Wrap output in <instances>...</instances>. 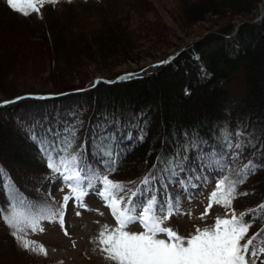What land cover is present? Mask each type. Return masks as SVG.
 Returning <instances> with one entry per match:
<instances>
[{
    "label": "trees",
    "instance_id": "trees-1",
    "mask_svg": "<svg viewBox=\"0 0 264 264\" xmlns=\"http://www.w3.org/2000/svg\"><path fill=\"white\" fill-rule=\"evenodd\" d=\"M130 1L134 16L137 13L140 17L145 3ZM176 3L174 28L186 33L194 26L205 27L197 30L203 33L196 40L184 42L174 53L162 57L153 50L173 34V29L161 18H147L138 24L136 19L133 26L137 27L129 28L127 13H108L104 1L99 0L46 3L40 15L25 17L0 0V87L4 97L0 99V142L8 140L21 152L10 160L0 152V167L6 173L0 184V206L7 205L6 194L13 190L34 201H50L39 190L50 174L39 142L75 127L79 142L85 146L81 151L86 152L89 162L96 163L93 133L101 125L117 131L114 149L119 156L116 170L110 174L113 181L139 182L149 171H157L152 166L158 164V156L179 152L187 158V171L180 175L186 181L191 178L189 185H193L201 181L195 179L197 175H216L200 170L204 154L213 149L231 154L240 143L241 154L232 167L239 168L249 160L257 167L238 191L243 193L250 187L264 199V11L256 20L263 0H174L170 8L175 9ZM84 9L96 13L100 22L89 32L85 24L73 22L77 11ZM143 52L151 64L126 72L113 69L112 64L120 61H132L139 67ZM50 61L57 66L49 87L4 88L9 87L4 74L12 67L33 70L47 64L48 71L54 73ZM89 65L92 69L83 76L79 71ZM71 72L77 73L72 77ZM130 73L135 75L118 79ZM238 75L243 92L235 95L228 85ZM22 89L28 91L19 93ZM61 102L67 105L58 112L64 119L53 112L25 126L16 120L23 108L54 109ZM141 130L142 140L137 138ZM128 132L132 133L130 140ZM225 133L230 134L232 149L224 145ZM0 230L7 254L0 264H41L28 260L3 219ZM11 256L16 260L13 257L9 263Z\"/></svg>",
    "mask_w": 264,
    "mask_h": 264
},
{
    "label": "snow or ice",
    "instance_id": "snow-or-ice-1",
    "mask_svg": "<svg viewBox=\"0 0 264 264\" xmlns=\"http://www.w3.org/2000/svg\"><path fill=\"white\" fill-rule=\"evenodd\" d=\"M6 2L13 11L27 17L32 13L40 15V9L46 3L55 5L58 0ZM133 75L126 74L118 79H130ZM116 138L117 131H109L103 125L95 130L96 163L89 162L86 152L81 151L85 146L79 142L75 127L66 128L62 136L54 134L50 141L39 142L51 178L53 181L60 180V190L67 188L68 194L59 204L54 198L34 201L18 190L6 194L7 205L0 206V219L24 250L46 257L45 246L30 239V236L43 233L42 222L45 221L58 222L65 235H69L65 229V215L70 202L76 208L89 210L84 201L90 193H94L109 208L116 222L115 226L104 224L94 238L99 251L112 264H264V260H261L264 257V231L248 235L253 224L264 215V204L240 213L233 207L239 196L248 195L246 192L240 193L238 189L257 167L252 160L239 168L232 167L241 154L240 143L235 145L237 151L231 154L213 149L202 156L200 170L212 171L217 179L214 190L209 193V205L200 219L208 214L213 205L221 206L225 212L223 218L217 217L213 225L197 226L193 233L183 236L178 230L165 225L173 215L184 214L180 197L172 196L168 187L178 183L187 191L191 178L187 181L177 179L187 171V158L179 152L175 156H158V164L152 166L157 171H149L139 182L113 181L110 174L116 170L119 156L114 149ZM127 138L132 139L131 132L127 133ZM137 138L143 139L142 130ZM33 139L37 137L33 136ZM224 145L227 149L233 147L228 133H225ZM5 175V170L0 167V184ZM195 179L208 182L207 176L197 175ZM80 214V211L76 212L77 216ZM135 223H139L143 230L130 231V226Z\"/></svg>",
    "mask_w": 264,
    "mask_h": 264
},
{
    "label": "rangeland",
    "instance_id": "rangeland-1",
    "mask_svg": "<svg viewBox=\"0 0 264 264\" xmlns=\"http://www.w3.org/2000/svg\"><path fill=\"white\" fill-rule=\"evenodd\" d=\"M3 1L7 4L6 0ZM58 1L76 4L77 2L84 0H70V2L69 0H58ZM99 1H104V7H106L108 13L109 12L118 13V14L127 13L128 14L127 18L128 19L131 18V20L128 21L129 28L134 29V27H137V26H133L136 23V19H137V24L138 22H141L147 18L148 19L150 18L152 21L160 18L161 20H165V22L169 24L168 26L173 29V34L171 36H167V40L164 39L163 42L157 45L153 50V53L155 54L161 53L162 57L168 53L171 52L174 53L175 49L179 47L182 43L196 40L198 38L197 36H200L203 33V32L198 33L197 30H199V28L201 29L202 27H205L204 25H200V26H194L190 28V30L188 31L185 30L186 33L187 32L192 33L193 31L196 32L195 35H190L188 37L185 32H182L177 27L174 28L176 20L173 19L174 17L173 15L177 12L176 8L178 6V4L176 3L174 6L175 9H172L173 7L170 8L174 0H140L145 3V6L142 9H140L139 12V15H141L140 17L142 18H140L137 15V13L134 16L133 6H132L133 4L131 3L132 1L130 0H99ZM263 4H264V0L263 3L259 5V10H258L259 15L264 11V7L262 6ZM136 5L137 3L135 4V6ZM77 13L78 16H74L75 17L73 18L74 21L73 20L71 21L75 23H80L82 25L85 24L84 27L86 28L87 32H89L93 26L100 24V22H98V20L95 19L97 18V14L94 12L92 13L91 10L84 9L83 11L81 10V12L77 11ZM87 26L90 28L87 29ZM204 33L206 34V32ZM148 53L151 54L152 51L150 52L148 51L147 54ZM70 57L78 58L75 55H71ZM139 57L143 62L140 63L141 65L139 67H136V65L132 61H120V62H114L112 64L113 69L117 71V73L133 71L145 65H149L151 64V62H153L152 60L147 59L148 56H146V53L142 54ZM88 62L89 61H87L86 63ZM108 63L111 65L112 61ZM43 66L39 64L40 68H36L33 70H28V69L22 70V68H20V65L17 66L16 68L12 67L11 70L7 69L9 71H6L8 72V74H4V78L6 82L9 84V87H4V88L6 89V91L7 90L13 91L14 88L30 89L35 87L41 88L44 86L49 87V85L52 83V80L54 79V75L56 71V68L54 66H57V63L55 62L53 66V64H51L50 61L49 64L51 69L52 70L54 69V73L48 71L49 69L47 64L46 65L43 64ZM91 66L92 65H89L86 69L79 72H81V74L85 76V74L92 69ZM71 67L72 66H69V68ZM146 68L149 69V67ZM32 72H34L35 75L29 74ZM76 73L77 72L75 73L71 72V74L69 75L74 77V74ZM94 76L102 77L103 75L95 74ZM97 79H101V78H97ZM228 87L233 94L235 95L242 94L243 92L242 77L239 75L236 76L232 80V82L228 85ZM2 89L3 88L0 87V99L4 98L2 94L3 93ZM23 90L24 89H22L19 93L28 91V90L26 91ZM55 108L53 109L47 107L46 110L36 109V108H23L17 113L16 120L19 124L25 126L31 124L32 121L35 119L45 116L49 117L50 114L53 112L56 114V116L60 117L61 119H64V117L61 116V114L58 112L62 108H67L65 102H61V104H59V106ZM13 145L14 144L8 140H4L0 142V152H2L5 158H9V160L10 157L14 156L16 158V156L17 157L20 156L19 153H21L19 152V149L18 148L15 149ZM24 172L25 171H23V173L21 174H24ZM211 177H209L210 179H208L207 183H204L203 180H201L198 183H196L195 187H192V185L187 184V191H184L180 185L175 187L174 186L168 187V191L169 193H171L172 196L180 197L182 201L181 211L184 214L173 215L172 218L165 225L166 227H171L173 229H176L178 230L179 234L183 236H187L193 233L197 226L201 228L205 226H210L214 224V221L217 217L223 218L225 210L221 206L213 205L209 210L208 214L204 216L203 219H200L201 215L205 213V209L209 205V199H208L209 193L213 191L215 188V182L217 176L215 175L213 179ZM180 178H182V175L180 176ZM60 183L61 182L58 179L53 181L50 173L42 180L39 186V190L43 194H45L50 200L54 198L55 202L59 204L62 202L63 196L65 194H68L67 188H65L64 191L60 190ZM249 188L248 190L243 191V193L246 192L248 193V195L239 196L234 201L233 207L235 208L237 213L245 212L248 209L255 208L260 204H264V199L256 196L253 193V190H251L252 188L251 189ZM49 193L51 195H49ZM84 202L88 206L89 210L76 208L70 202V205L65 215V229L67 230L69 235H65L64 230L61 229L58 222H52V223H49L47 221L42 222V226L44 227L45 231L43 233L31 235L30 239L35 240L40 244H43L47 250V256L45 257L44 255H37L30 251L25 250L28 260H30L31 262L37 260V262H40L41 264H112V262L106 260L104 258V255L99 251L98 245L94 243V238L97 236L98 232L100 231L101 227L104 224L115 226L116 222L112 217L109 208H107L104 202L94 193H90L85 198ZM77 211H80L81 213L79 216L76 215ZM129 230L133 232H140L143 229L139 223H135L130 226ZM257 231H264V218L262 216L250 228L248 235L251 236ZM1 238H2V232L0 230V239ZM5 245L6 242H4L3 239L0 240V260L4 259V256L5 257L7 256V254H5L6 253ZM13 257L16 260V256ZM13 257L12 256L11 258L9 257L10 259L9 263H12L14 259ZM261 260H264V257H261Z\"/></svg>",
    "mask_w": 264,
    "mask_h": 264
},
{
    "label": "water",
    "instance_id": "water-1",
    "mask_svg": "<svg viewBox=\"0 0 264 264\" xmlns=\"http://www.w3.org/2000/svg\"><path fill=\"white\" fill-rule=\"evenodd\" d=\"M263 15V12L262 13H260V17Z\"/></svg>",
    "mask_w": 264,
    "mask_h": 264
}]
</instances>
